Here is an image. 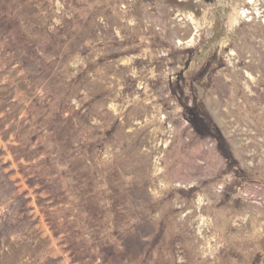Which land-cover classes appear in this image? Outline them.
I'll list each match as a JSON object with an SVG mask.
<instances>
[{
    "label": "rangeland",
    "instance_id": "obj_1",
    "mask_svg": "<svg viewBox=\"0 0 264 264\" xmlns=\"http://www.w3.org/2000/svg\"><path fill=\"white\" fill-rule=\"evenodd\" d=\"M0 264H264V0H0Z\"/></svg>",
    "mask_w": 264,
    "mask_h": 264
}]
</instances>
